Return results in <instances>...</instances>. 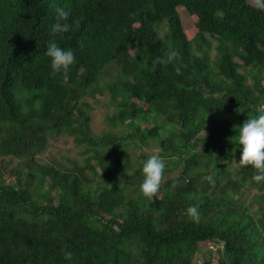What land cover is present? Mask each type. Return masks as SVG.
I'll use <instances>...</instances> for the list:
<instances>
[{"label":"trees","instance_id":"obj_1","mask_svg":"<svg viewBox=\"0 0 264 264\" xmlns=\"http://www.w3.org/2000/svg\"><path fill=\"white\" fill-rule=\"evenodd\" d=\"M71 1L0 0V158L28 169L0 164V264H195L202 242L218 247L216 264H264V194L253 213L241 193H264V181L251 165L225 169L240 159L234 126L264 109V0ZM58 6L71 10L66 33L51 31ZM53 39L76 51L67 72L51 67ZM104 90L109 125L127 135H94L85 100ZM158 117L167 124H137ZM63 134L84 148L82 164L41 166L35 155ZM153 144L166 171L151 199L127 172V147ZM214 261L209 250L197 264Z\"/></svg>","mask_w":264,"mask_h":264},{"label":"rangeland","instance_id":"obj_2","mask_svg":"<svg viewBox=\"0 0 264 264\" xmlns=\"http://www.w3.org/2000/svg\"><path fill=\"white\" fill-rule=\"evenodd\" d=\"M248 3L252 6L257 5V0H248ZM181 19L183 23V28L186 32L187 36H192L195 34V20L193 17H191L187 12H184L181 14ZM167 32L166 28H163L161 31V36L163 37ZM216 55V52H212V57ZM250 84L252 81L249 82ZM89 106V112L92 116V122H91V128L94 133V135H97L99 137L105 135L106 133L111 134H121L120 130H123V134L127 135L133 130V127H117L113 128L109 125L107 121L108 116H112L115 112V107L110 104V94L108 90H104L103 93H95V96L88 97L85 100ZM214 118L218 119L219 116H214ZM128 123V122H127ZM137 124L141 125L142 129H151L155 127L156 125L161 124H167L165 121H163V118L158 117L156 120L148 119L146 121H142L138 119ZM135 128V127H134ZM150 149H147L145 147L143 150H137L133 146L127 147V152L130 157V167L128 169V173L134 174V173H142V163L145 158H147L150 155L157 154L159 155V148L156 145H149ZM124 149V148H123ZM84 148L76 146L74 142V138L63 134L62 136L58 138H48L47 145L45 149L41 152H39V155L34 157L39 162L41 166L52 164L55 165L57 163H63L67 164V167H70L71 164L68 163L69 159L77 160L78 164H82L83 160V153ZM122 152L121 150H119ZM26 159H32L31 157H28ZM18 160H16L14 157L6 156L3 158H0V164L4 165L6 168L10 169H18L20 172L24 171L27 172L28 169L26 167H22L21 165H18ZM239 159L236 158L234 161H227L225 164V169L228 171L230 176H235L236 170L241 166V164L238 163ZM179 174V170L173 172L172 174H169V177H174ZM230 178V177H229ZM234 179V178H231ZM241 193L244 197V202L247 206H251V210L253 213H256L258 210V206L254 204V198L256 195L264 194L263 192L259 191V188L257 186L248 185L245 188L241 189ZM240 195H236L235 199H239ZM199 248L201 251L197 255V259H195V264L200 263L202 261L203 255L205 252L211 250L213 252L214 256V264H216V261L219 259V250L218 247L214 242H202L199 244Z\"/></svg>","mask_w":264,"mask_h":264},{"label":"clouds","instance_id":"obj_3","mask_svg":"<svg viewBox=\"0 0 264 264\" xmlns=\"http://www.w3.org/2000/svg\"><path fill=\"white\" fill-rule=\"evenodd\" d=\"M78 1L79 0H73L71 2L76 3ZM256 6H258V2ZM184 12L189 14L187 10H183L180 12V18L181 14ZM56 14L57 20L56 23L52 25L51 31L54 33L68 32L71 28V23L68 22L71 10L64 6H58L56 8ZM130 54L133 55L134 52ZM46 55L50 57L51 67L56 73L62 71L67 72L77 60L75 49L61 46L55 39L48 43ZM178 55L179 53L176 50L169 49L167 59L171 60ZM156 62L163 63L165 62V58L157 57L154 63ZM234 131L236 135L230 137V139L236 145V148L240 149V159L238 163L246 166L251 165L254 169L252 179L256 182L264 181V109L258 110L254 115H248V118L242 125L237 124L234 126ZM165 171L166 162L163 156L153 154L144 159L142 163L143 180L140 184V190L145 196L151 199L156 197V194L161 189ZM179 183L180 181H175L174 185ZM187 212L194 220L200 219L201 213L198 205H189ZM64 255L70 258L72 252L65 251Z\"/></svg>","mask_w":264,"mask_h":264},{"label":"water","instance_id":"obj_4","mask_svg":"<svg viewBox=\"0 0 264 264\" xmlns=\"http://www.w3.org/2000/svg\"><path fill=\"white\" fill-rule=\"evenodd\" d=\"M214 174H215V172L212 173V175H214Z\"/></svg>","mask_w":264,"mask_h":264},{"label":"bare ground","instance_id":"obj_5","mask_svg":"<svg viewBox=\"0 0 264 264\" xmlns=\"http://www.w3.org/2000/svg\"><path fill=\"white\" fill-rule=\"evenodd\" d=\"M13 114V113H12Z\"/></svg>","mask_w":264,"mask_h":264}]
</instances>
